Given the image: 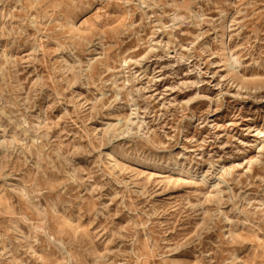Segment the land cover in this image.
I'll list each match as a JSON object with an SVG mask.
<instances>
[{"label":"rangeland","instance_id":"1","mask_svg":"<svg viewBox=\"0 0 264 264\" xmlns=\"http://www.w3.org/2000/svg\"><path fill=\"white\" fill-rule=\"evenodd\" d=\"M0 264H264V0H0Z\"/></svg>","mask_w":264,"mask_h":264}]
</instances>
